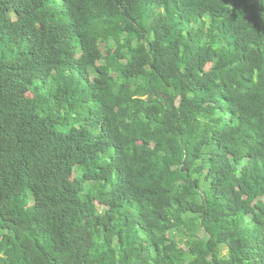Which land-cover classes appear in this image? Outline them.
Here are the masks:
<instances>
[{"label":"trees","instance_id":"obj_1","mask_svg":"<svg viewBox=\"0 0 264 264\" xmlns=\"http://www.w3.org/2000/svg\"><path fill=\"white\" fill-rule=\"evenodd\" d=\"M0 264H264V0H0Z\"/></svg>","mask_w":264,"mask_h":264}]
</instances>
